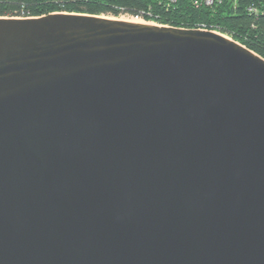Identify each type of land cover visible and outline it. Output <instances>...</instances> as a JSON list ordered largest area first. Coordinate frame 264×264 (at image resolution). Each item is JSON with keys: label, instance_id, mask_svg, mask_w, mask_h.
I'll return each instance as SVG.
<instances>
[{"label": "water", "instance_id": "1", "mask_svg": "<svg viewBox=\"0 0 264 264\" xmlns=\"http://www.w3.org/2000/svg\"><path fill=\"white\" fill-rule=\"evenodd\" d=\"M0 264H264V58L198 29L0 18Z\"/></svg>", "mask_w": 264, "mask_h": 264}, {"label": "trees", "instance_id": "2", "mask_svg": "<svg viewBox=\"0 0 264 264\" xmlns=\"http://www.w3.org/2000/svg\"><path fill=\"white\" fill-rule=\"evenodd\" d=\"M251 7L259 14H251ZM149 9L157 25L191 30L206 26L264 58V0H238L236 7L234 0H225L212 8H196L191 0H0V18L14 19L61 13L117 18Z\"/></svg>", "mask_w": 264, "mask_h": 264}, {"label": "built area", "instance_id": "3", "mask_svg": "<svg viewBox=\"0 0 264 264\" xmlns=\"http://www.w3.org/2000/svg\"><path fill=\"white\" fill-rule=\"evenodd\" d=\"M167 2H169L170 4L171 3H177V0H166ZM194 2V5L196 8H202V7H209V8H212L214 7L215 5H218V4H222L225 0H191ZM237 3H238V0H234V6L236 7L237 6ZM249 12L251 14H255V15H258L259 14V11L257 9H254L253 7L249 8ZM153 16V14H151V10L149 9L148 12H140L138 15H130V14H122L121 17L131 21V22H134V23H137V24H147V23H155L154 20L151 19V17ZM198 30H201V31H210V32H213V33H218V34H221L218 32V30H209L205 27H202V28H198ZM223 35V34H221ZM224 36V35H223ZM227 38H230L229 36H225Z\"/></svg>", "mask_w": 264, "mask_h": 264}, {"label": "rangeland", "instance_id": "4", "mask_svg": "<svg viewBox=\"0 0 264 264\" xmlns=\"http://www.w3.org/2000/svg\"><path fill=\"white\" fill-rule=\"evenodd\" d=\"M106 17V16H105ZM105 17H103V18H105ZM106 18H110V19H112V20H117V19H119V20H121V21H126V22H128L129 21V19L128 20H126V19H124V18H122V17H117V18H114V17H106ZM131 22V21H130ZM145 25H157V23H147V24H145ZM157 26H160V25H157ZM225 36V35H224ZM231 39V38H230Z\"/></svg>", "mask_w": 264, "mask_h": 264}, {"label": "bare ground", "instance_id": "5", "mask_svg": "<svg viewBox=\"0 0 264 264\" xmlns=\"http://www.w3.org/2000/svg\"><path fill=\"white\" fill-rule=\"evenodd\" d=\"M134 23V22H133ZM137 24V23H136Z\"/></svg>", "mask_w": 264, "mask_h": 264}]
</instances>
